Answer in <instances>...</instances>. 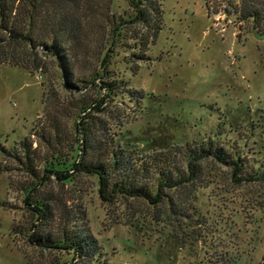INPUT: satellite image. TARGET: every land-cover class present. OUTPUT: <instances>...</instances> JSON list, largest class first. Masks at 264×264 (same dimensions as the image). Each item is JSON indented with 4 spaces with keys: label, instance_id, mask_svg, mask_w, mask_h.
<instances>
[{
    "label": "rangeland",
    "instance_id": "rangeland-1",
    "mask_svg": "<svg viewBox=\"0 0 264 264\" xmlns=\"http://www.w3.org/2000/svg\"><path fill=\"white\" fill-rule=\"evenodd\" d=\"M132 1L134 10L131 0L81 1L66 45L76 78L136 92L110 104L124 110V146L150 154L213 138L241 169L234 174L207 159L195 183L158 206L104 203L97 178L78 175L62 184L47 173L49 154L34 134L47 122L43 101L51 88L66 103L106 91L65 89L51 60L47 75L0 65V264H263L264 38L240 21L241 0H157L162 15L154 9L150 25L130 23L143 0ZM78 120L61 116V132L51 138L73 137ZM5 148L16 156H5ZM37 202L44 212L34 211ZM72 228L91 238L90 260L44 248V240ZM32 235L42 245L32 244ZM70 238L81 244L74 231Z\"/></svg>",
    "mask_w": 264,
    "mask_h": 264
},
{
    "label": "trees",
    "instance_id": "trees-1",
    "mask_svg": "<svg viewBox=\"0 0 264 264\" xmlns=\"http://www.w3.org/2000/svg\"><path fill=\"white\" fill-rule=\"evenodd\" d=\"M82 0H0V65H11L29 71L32 74L47 75L50 60L58 65L62 72L63 87L69 91L89 95L90 91H106L95 98L81 97L72 103L61 102L57 92L51 88L44 95L45 117L47 122L41 126V133L34 134L45 142L49 157L43 162L44 170L55 176L62 184L71 182L78 175L93 176L98 180V191L102 202H126L129 199L143 200L152 206H158L170 192L189 188L195 183L196 176L202 172V163L207 159H216L223 165L236 171L241 169L240 159L226 154L223 146L215 139L203 142L199 147H180L178 150L144 153L137 148L124 146L119 137L126 125L124 110L117 105L115 110L110 104L120 95L136 93L124 92L114 82L96 83V78L83 81L76 78L68 48L70 35L75 33L76 17ZM133 10L137 8L132 0ZM138 14L130 23L148 22L162 15L157 0H143ZM242 22L251 24L252 32L264 38V0H241L236 10ZM153 14H155L153 16ZM159 24V23H158ZM41 27L38 30V27ZM101 78V75H98ZM78 83L84 84L82 87ZM85 93H81L82 91ZM141 99L144 92H138ZM92 97V96H91ZM94 97V96H93ZM53 98V99H52ZM74 114L76 121L74 136L65 139H52V132H61L60 118ZM106 115L113 120L102 118ZM38 131V130H36ZM59 135V134H58ZM20 144L27 150V141ZM5 156H16L13 150L4 149ZM27 157L30 160V153ZM183 155V156H182ZM181 157V158H179ZM238 157V156H237ZM27 160V162H29ZM35 173V172H34ZM264 178V174L261 176ZM30 193L26 202L32 201ZM34 211L44 212L45 204L36 203ZM133 224V222H130ZM74 229V230H73ZM76 228L54 240L45 241L44 248L66 249L74 253L75 258L88 255L91 238L77 234ZM72 231L78 243L71 245ZM66 238V243L62 241ZM35 239V241H34ZM33 244L40 241L30 236ZM39 241V242H38ZM74 260V259H73ZM90 262V261H89ZM61 264V263H58ZM67 264V263H65ZM264 264V260H263Z\"/></svg>",
    "mask_w": 264,
    "mask_h": 264
}]
</instances>
